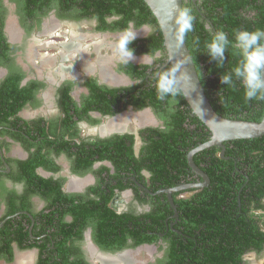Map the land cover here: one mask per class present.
I'll list each match as a JSON object with an SVG mask.
<instances>
[{"label":"flooded vegetation","instance_id":"obj_1","mask_svg":"<svg viewBox=\"0 0 264 264\" xmlns=\"http://www.w3.org/2000/svg\"><path fill=\"white\" fill-rule=\"evenodd\" d=\"M61 2L51 0L44 5H29L26 0H0V25L3 22V34L10 44L9 51L1 49V56L8 52L5 57L9 59L0 60V92L8 78L21 76L18 84L20 101L24 102L14 114L13 105L9 107V103L0 100V220L3 219L0 225L3 227L9 219L20 216L21 220L27 215L32 220L31 233L35 225L40 224L39 213L55 210L46 208L57 197L52 185L46 194L29 190L25 171L32 161L41 163L35 172L44 179H53L54 186L61 185L65 195L89 201L96 198V188L105 190L110 197L108 206L117 215L140 216L159 207L164 209L165 204L158 202L166 199L170 203L167 190L191 183L205 184L191 167L192 174L171 187L164 186V179H155L147 167H140L150 163L146 159L150 130L167 131L168 119L180 112L183 102L179 96L175 103L157 99L155 73L167 68L169 63L165 48L154 53L142 52L148 44L144 40H151L155 33L153 26L137 27L134 21H129L126 28H121L122 16L118 13L86 16L80 7L65 8ZM203 3L204 0H184L182 6L201 10ZM128 30L136 31V39L129 45L135 59L124 65L118 59L115 45ZM62 34L67 39L57 44L48 41L46 45H39L34 39ZM112 39L115 42H111ZM86 41L90 43L85 44ZM49 49L58 56L43 54L42 50ZM20 57L24 58L21 62ZM0 96L3 97L0 99L10 96L11 104L15 100L12 92L7 96L0 93ZM188 128L196 129L193 125ZM195 148L188 152L187 160ZM82 162L88 166L79 168ZM120 181L126 185L123 190L118 187ZM210 186L211 179L206 187L176 191L172 197L177 201L187 199ZM16 208L17 213L8 216L9 211ZM171 208L174 213L166 219L167 226L177 230L178 207L176 205L178 217L172 205ZM98 218L100 216H92V221L87 222L81 240L73 238L67 243L70 261L93 264L92 259L96 258L100 264H136L138 249L147 251L152 245L157 255L141 264H160L165 257L169 243L163 239V234L156 244L134 247L133 239L129 238L123 249L101 248L94 239ZM64 220L72 223L73 216L65 215ZM23 222L27 224V219ZM46 236L45 233L39 236V242H45ZM56 243L52 241L54 252L50 264L60 256ZM13 247L16 256L19 247L16 243ZM32 249L36 250V264H39L40 250ZM105 255L115 260L106 259ZM246 256L244 264H249ZM3 261L13 264L15 257L12 263Z\"/></svg>","mask_w":264,"mask_h":264},{"label":"trees","instance_id":"obj_2","mask_svg":"<svg viewBox=\"0 0 264 264\" xmlns=\"http://www.w3.org/2000/svg\"><path fill=\"white\" fill-rule=\"evenodd\" d=\"M26 1L29 5H44L51 0ZM60 1L65 8L80 7L86 16L118 13L122 16L119 22L121 28H126L129 21H134L137 27L153 26L155 33L151 40H144L148 44H145L142 52L154 53L165 48L158 21L144 0ZM202 6L201 10L192 9L195 16L194 30L186 37V43L206 95L219 115L228 119L260 123L264 116V101H246L239 82H236L235 88H228L220 83V75L229 71L237 62L238 57L233 54V49L230 48L225 53L223 68H217L202 52L203 43L212 32L222 30L232 39L236 30L264 29V0H204ZM27 9L29 10L28 5ZM29 13L31 15V11ZM1 25L0 57L3 47L10 50ZM194 37H198L201 42L197 48L193 47ZM5 55L0 60L9 59ZM20 79L21 76L8 78L0 92L3 96L11 95V92L14 94L13 104L10 96L0 99L9 103V107L13 105L14 114L20 111L24 103L20 101ZM221 89L227 100L226 104L220 103L218 94ZM179 97L183 100L182 109L168 119V130H150V146L146 153L149 156L146 159L150 163L140 165L141 168L147 167L155 179H164V186L168 187L192 174L187 160L188 152L211 138L210 130L193 113L183 94ZM28 98L25 96L26 100ZM188 119L190 124L186 123ZM188 125H193L196 129H189ZM225 146L224 157H221V149L218 147L204 150L194 157L195 163L204 167L202 169L209 175L211 186L187 199L174 200L179 212V224L175 227L177 230L167 226L166 219L174 211L166 199L158 202L165 204L166 208L159 207L149 214L117 215L108 206L110 197L105 190L96 188V198L89 201L65 195L61 185L54 186L53 179H44L35 172L41 163L32 161L25 171L28 188L34 193L46 194L48 187L52 185L57 197L48 203L46 210L52 207L55 210L39 213L40 224L35 225L32 233L29 229L32 220L27 215H23L21 220L20 216L9 219L0 228V259L12 263L15 257L13 244L16 243L21 250L39 248V264H50L53 260L54 240L57 242L56 252L60 256L51 264H84L70 261L67 243L73 238L82 239L83 230L87 222L92 221V216H100L94 225V239L106 250L116 251L127 247L129 238L133 239L134 247L156 244L161 238L160 234H163V239L169 244L160 264H244V257L248 253L263 255L264 213L257 212L264 211V136L229 141ZM66 150L69 151L70 146ZM85 164L79 163V168ZM126 171L129 172V169L126 168ZM118 187L123 190L126 185L120 181ZM152 187L154 188L153 185ZM17 211V208L10 210L8 216ZM68 214L73 216L72 223L64 220ZM24 218L27 219V224H24ZM44 233L47 235L46 240L40 243L39 236Z\"/></svg>","mask_w":264,"mask_h":264},{"label":"clouds","instance_id":"obj_3","mask_svg":"<svg viewBox=\"0 0 264 264\" xmlns=\"http://www.w3.org/2000/svg\"><path fill=\"white\" fill-rule=\"evenodd\" d=\"M169 2L176 9L172 21L175 24L176 39L183 46L188 34L194 30L195 16L191 7L181 6V0ZM135 39L136 31L128 30L115 45L118 59L124 65L135 59L134 50L129 47ZM200 43L198 37L193 38L194 48L199 47ZM203 48L202 53L206 54L217 68L224 67L225 53L230 48L233 49V54L238 57L237 62L229 71L220 75V83L228 88H235L236 82H239L246 101H264V29L236 30L232 39H229L224 31L218 30L210 33L203 43ZM185 65L173 64L155 73L154 87L159 101L177 102L175 98L182 94L184 84H190L191 77ZM223 89L218 95L220 103L226 104L227 100L222 95Z\"/></svg>","mask_w":264,"mask_h":264},{"label":"water","instance_id":"obj_4","mask_svg":"<svg viewBox=\"0 0 264 264\" xmlns=\"http://www.w3.org/2000/svg\"><path fill=\"white\" fill-rule=\"evenodd\" d=\"M183 1L184 0H181V6ZM144 2L149 6L160 26L164 39V47L168 55V63L171 66L173 64H186L184 67L190 75L191 81L190 84L187 82L184 84L182 94L193 113L211 132L210 140L196 147L188 156L190 167L204 179L205 184L191 183L167 190L170 204L175 209V215L178 217L172 193L186 189L203 188L210 183L209 176L196 165L193 156L203 150L218 147L221 149V157H224L226 151L225 142L255 139L264 136V116L260 123H255L228 119L219 115L206 95L186 40L184 45L181 46L176 39L175 24L172 22L176 9L169 0H144ZM2 225H0V227ZM150 247L154 248L155 246L152 245ZM141 249L142 248H139L137 252L139 253Z\"/></svg>","mask_w":264,"mask_h":264},{"label":"rangeland","instance_id":"obj_5","mask_svg":"<svg viewBox=\"0 0 264 264\" xmlns=\"http://www.w3.org/2000/svg\"><path fill=\"white\" fill-rule=\"evenodd\" d=\"M34 39L37 40V42H36L37 44H39V45H46L48 41H52V42H55V44H57V43L66 41L67 38L62 34L61 36L58 35V36H55V37H52V38L46 36L44 38L35 37ZM111 42H115V40L112 39ZM89 43H90V41H86L85 42V44H89ZM32 46H33V44H31V48H30L31 50H30V52L33 55V50L34 49L32 50ZM52 49L42 50V51H45V52H43V54H45V55H51V56H54V55L55 56H58L57 54H55V52H53L54 50H52ZM23 60H24V58L23 57H20V62L23 61ZM46 69H49V67H46ZM149 248L147 249V251L141 250V252L138 253L137 260H136V264H141L140 263L141 261L144 262L148 258H150L151 256L157 255L155 253V250L153 248L152 249H149ZM148 250H149V252H148ZM29 253H33L34 254V256H35L34 264H36V262H37V254H36V250H34V249H32V250L31 249H28V250H20V249H18V250H16L15 261H14L13 264H20L21 261H22V259H23V257L25 255L29 254ZM246 258H247V262L249 264H264V254L261 255V256H257L255 253H251V254L247 255ZM92 263L93 264H100L99 260L96 259V258L92 259ZM0 264H5V263H4L3 260H1L0 261Z\"/></svg>","mask_w":264,"mask_h":264},{"label":"bare ground","instance_id":"obj_6","mask_svg":"<svg viewBox=\"0 0 264 264\" xmlns=\"http://www.w3.org/2000/svg\"><path fill=\"white\" fill-rule=\"evenodd\" d=\"M106 257L107 258H114L113 256H107L105 255L104 258ZM19 260V259H18ZM33 260H34V254L33 253H29L27 255H25L21 261L20 264H32L33 263ZM112 260V259H111ZM115 260V258L113 259ZM106 261V260H105ZM107 262V261H106ZM110 262V261H109Z\"/></svg>","mask_w":264,"mask_h":264}]
</instances>
